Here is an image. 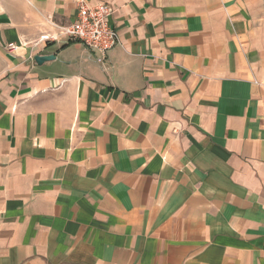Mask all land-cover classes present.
<instances>
[{
    "label": "crops",
    "instance_id": "1",
    "mask_svg": "<svg viewBox=\"0 0 264 264\" xmlns=\"http://www.w3.org/2000/svg\"><path fill=\"white\" fill-rule=\"evenodd\" d=\"M79 1L0 0V264H264V0Z\"/></svg>",
    "mask_w": 264,
    "mask_h": 264
},
{
    "label": "built area",
    "instance_id": "2",
    "mask_svg": "<svg viewBox=\"0 0 264 264\" xmlns=\"http://www.w3.org/2000/svg\"><path fill=\"white\" fill-rule=\"evenodd\" d=\"M114 10L108 3L95 5L80 0L78 3V14L76 19L67 27H63V32L81 41L88 49L97 51L102 55L119 45V37L116 30L110 25V17ZM44 35L43 38H49ZM19 45L9 44L7 50L13 53Z\"/></svg>",
    "mask_w": 264,
    "mask_h": 264
},
{
    "label": "water",
    "instance_id": "3",
    "mask_svg": "<svg viewBox=\"0 0 264 264\" xmlns=\"http://www.w3.org/2000/svg\"><path fill=\"white\" fill-rule=\"evenodd\" d=\"M54 55L52 54H45L44 56L42 55H36L35 59L39 64H42L45 60H50V59H54Z\"/></svg>",
    "mask_w": 264,
    "mask_h": 264
}]
</instances>
